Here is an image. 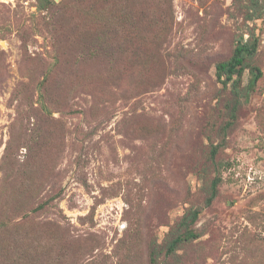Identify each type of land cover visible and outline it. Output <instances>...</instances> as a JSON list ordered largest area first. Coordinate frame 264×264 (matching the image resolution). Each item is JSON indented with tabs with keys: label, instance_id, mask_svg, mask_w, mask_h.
<instances>
[{
	"label": "rangeland",
	"instance_id": "374dc122",
	"mask_svg": "<svg viewBox=\"0 0 264 264\" xmlns=\"http://www.w3.org/2000/svg\"><path fill=\"white\" fill-rule=\"evenodd\" d=\"M0 264H264V0H0Z\"/></svg>",
	"mask_w": 264,
	"mask_h": 264
},
{
	"label": "trees",
	"instance_id": "16d2710c",
	"mask_svg": "<svg viewBox=\"0 0 264 264\" xmlns=\"http://www.w3.org/2000/svg\"><path fill=\"white\" fill-rule=\"evenodd\" d=\"M257 51V39H247L238 41L233 55L229 60L222 61L217 65V75L224 82L227 83L233 80L234 76L241 74L246 68L245 59L248 56H252ZM262 75V71L258 67H252V77L248 85V90L254 89L257 81ZM224 77V78H223ZM223 78V79H222ZM249 92V91H248ZM216 153V147L212 150V154ZM221 177L216 176L212 179L210 185V195L207 198V202L210 203L215 199L218 193V186L221 183ZM199 216V211L196 209L190 215H185L181 219L180 225L188 227L190 224L195 223ZM196 233L187 231L184 234H178L167 245V252H172L185 238L196 237Z\"/></svg>",
	"mask_w": 264,
	"mask_h": 264
}]
</instances>
